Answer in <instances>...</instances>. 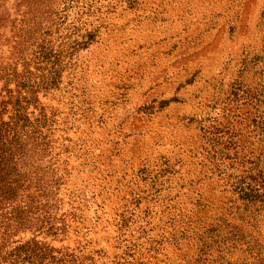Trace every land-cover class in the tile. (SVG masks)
Instances as JSON below:
<instances>
[{
    "label": "rangeland",
    "instance_id": "1",
    "mask_svg": "<svg viewBox=\"0 0 264 264\" xmlns=\"http://www.w3.org/2000/svg\"><path fill=\"white\" fill-rule=\"evenodd\" d=\"M0 264H264V0H0Z\"/></svg>",
    "mask_w": 264,
    "mask_h": 264
},
{
    "label": "trees",
    "instance_id": "2",
    "mask_svg": "<svg viewBox=\"0 0 264 264\" xmlns=\"http://www.w3.org/2000/svg\"><path fill=\"white\" fill-rule=\"evenodd\" d=\"M0 176H1V174H0ZM2 189L0 188V209H1V200H3V194H2V191H1ZM0 229H6V228H4V225L0 222ZM2 235V233L0 232V236Z\"/></svg>",
    "mask_w": 264,
    "mask_h": 264
}]
</instances>
